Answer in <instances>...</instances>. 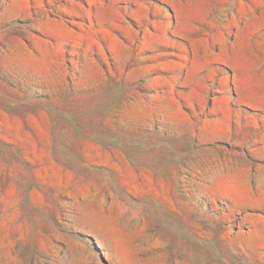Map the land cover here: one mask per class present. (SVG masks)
I'll use <instances>...</instances> for the list:
<instances>
[{
	"label": "rangeland",
	"instance_id": "1",
	"mask_svg": "<svg viewBox=\"0 0 264 264\" xmlns=\"http://www.w3.org/2000/svg\"><path fill=\"white\" fill-rule=\"evenodd\" d=\"M0 264H264V0H0Z\"/></svg>",
	"mask_w": 264,
	"mask_h": 264
}]
</instances>
